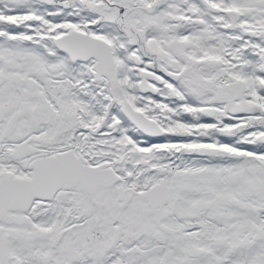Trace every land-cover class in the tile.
<instances>
[{"label": "snow or ice", "instance_id": "obj_1", "mask_svg": "<svg viewBox=\"0 0 264 264\" xmlns=\"http://www.w3.org/2000/svg\"><path fill=\"white\" fill-rule=\"evenodd\" d=\"M0 264H264V0H0Z\"/></svg>", "mask_w": 264, "mask_h": 264}]
</instances>
